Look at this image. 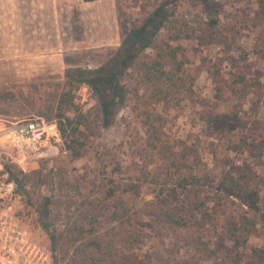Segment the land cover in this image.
Instances as JSON below:
<instances>
[{"label": "rangeland", "instance_id": "rangeland-1", "mask_svg": "<svg viewBox=\"0 0 264 264\" xmlns=\"http://www.w3.org/2000/svg\"><path fill=\"white\" fill-rule=\"evenodd\" d=\"M22 1L26 6L27 0H0V125L41 115L56 119L59 126L55 108L66 89L65 70L104 64L124 36L163 0H68L70 8L66 0H57L54 9L60 19L54 22L48 19L49 0H39L37 14L46 20L36 23L38 31L29 30L26 24L28 13L35 9L23 7ZM257 1L184 0L168 7L169 17L185 22L188 29L189 37L173 44L179 47L185 69L194 76V94L190 101L176 104L165 99L156 106L152 118L159 142L147 136L142 123V100L148 86L143 65L157 59L155 48H145L128 58L129 66L112 83L114 93L108 90L110 85L98 93L85 85L74 90L73 99L88 119L80 128L85 142L81 157H72L62 139L52 142L46 156L25 164L37 161L33 170L25 172L40 171L44 181L39 188L26 183V190L21 191L24 202H13L17 217L37 241L51 244L46 229L56 237L69 233L80 236L78 231L92 228L87 220L77 228L71 216L75 210L69 205L77 199L71 206L76 207L88 196L95 210L106 214L104 206L110 200L102 199L101 190L107 177H146L138 197L123 196L132 209L143 208L152 198L151 177L165 178L166 170L173 171V163L185 175L216 177L229 170L246 173L258 186L264 204V151L259 156L258 150L238 148L243 136L255 144L264 132V60L258 53L264 47V27L255 14ZM67 15L69 19H64ZM163 24L152 30L156 41L163 35ZM59 37L61 48L56 49ZM160 62L164 71L169 70L166 58ZM109 80L104 77L102 82L108 85ZM231 109L237 111L244 128L229 122L219 133L206 124L208 110L225 113ZM75 114L66 112L70 117ZM219 195L211 189L201 193L210 199L205 209L213 214V220L181 231L163 226L152 214H135L137 260L149 264H215L223 257L229 264L253 260L252 250L264 246V223H256L249 236L235 231L233 226L240 225L243 207L233 196ZM44 197L51 199L46 214L41 213ZM107 226L104 217L93 224L97 230ZM200 242L213 250V258L201 251Z\"/></svg>", "mask_w": 264, "mask_h": 264}, {"label": "trees", "instance_id": "trees-1", "mask_svg": "<svg viewBox=\"0 0 264 264\" xmlns=\"http://www.w3.org/2000/svg\"><path fill=\"white\" fill-rule=\"evenodd\" d=\"M180 1L184 0H163L143 19L139 26L132 28L124 36L116 53L101 66L95 68H67L65 70L66 89L58 97L55 117L59 121L63 147L72 157L78 158L82 155L85 142L80 136V128L88 123L87 115L82 113L79 105L73 99L74 90L81 85H85L98 93L101 88H107L110 85L108 90L114 93L116 88L112 83L129 66L128 58L136 57L145 48H155L157 52V59H154L149 65H143V70L146 71L144 78L148 86L142 100L145 108V111H142V123L146 126L147 136L159 142L158 128L152 118L157 105L162 104L165 99L180 104L193 98L194 76L185 69L184 61L179 57V47L173 44L188 38V29L185 22L168 15V7ZM255 14L258 20L263 22L264 27V0L257 1ZM162 24L164 25L163 35L156 41L155 33L152 34V30L153 28H159V26L161 28ZM258 53L264 60V47H261ZM163 58L170 62V68L167 71H164L160 62ZM104 77L110 79L108 85H104L106 82H102ZM237 80L235 82H238ZM68 111L75 112V116L66 115ZM204 118L206 124L219 133L224 131L225 124L229 122L244 128L241 117L234 109L225 113L208 110ZM163 146L164 144L161 142L160 147ZM238 148L242 151L247 149L250 151L258 150L257 154L261 156L264 151V132L255 144L249 143L246 140V135L243 136L240 139ZM261 165L264 171V159ZM172 167L173 171L166 170V177L163 179L158 178L156 174L151 177L149 183L154 186L151 190L152 198L139 210L132 209V206L128 205L123 196L138 197L142 187L147 182L144 181L146 177L143 180H135L134 178L119 179L115 176H111L112 178L107 177L105 187L101 190L102 199L105 202L110 200L109 204L104 206L106 214L101 210L96 211L92 201L87 198L88 196L83 198L76 207H71L77 200L74 199L75 201L69 205L70 208L77 211V213L75 211L71 213L73 224L81 229L82 222L87 220L92 228L78 231L77 233L80 236H72L74 233H69L67 236L60 234L56 237L46 229L51 238V244L47 247L51 252L53 263L149 264L137 260L135 252L137 243L135 242H137L136 236L138 234L133 228L135 214L139 212L152 214L163 226L178 231L185 230L193 224L203 225L214 218L213 214L205 209L210 201L209 197H201L202 192L210 189L215 190L222 196H233L243 207L240 225L238 227L233 226L235 231H244L246 236H249L257 225L256 223H264V204L261 203L259 188L253 182L252 176L230 170L222 172L216 177L209 174L199 176L191 172L185 175L181 173V168L176 163H173ZM8 168L11 177L21 191L26 190V183H30L33 188H39L45 179L42 178L40 171H33L29 174L20 168L14 170V165H9ZM50 203V197H46L43 202L42 214L48 212L47 208ZM81 205L82 209H80ZM102 217L106 219L107 228L103 230L93 228V224L99 222ZM115 235L118 236V239ZM245 239L246 237L242 238L241 245H243ZM117 243H120V245L117 246ZM200 244L201 251L203 253L207 252V255L213 258V250L209 249L203 242H200ZM252 255L253 260L248 261L246 264H264V246L255 247L252 250ZM231 256L233 257V255ZM231 259L234 263H237L236 258ZM215 264H229V261L223 257L215 261Z\"/></svg>", "mask_w": 264, "mask_h": 264}, {"label": "built area", "instance_id": "built-area-1", "mask_svg": "<svg viewBox=\"0 0 264 264\" xmlns=\"http://www.w3.org/2000/svg\"><path fill=\"white\" fill-rule=\"evenodd\" d=\"M61 139L56 119L41 115L0 125V264H54L47 245L37 241L16 215L13 202H24L23 194L8 167L25 171L28 161L46 156L52 142Z\"/></svg>", "mask_w": 264, "mask_h": 264}, {"label": "crops", "instance_id": "crops-1", "mask_svg": "<svg viewBox=\"0 0 264 264\" xmlns=\"http://www.w3.org/2000/svg\"><path fill=\"white\" fill-rule=\"evenodd\" d=\"M94 1V0H92ZM18 2V0H17ZM59 2V1H58ZM57 0L56 2L53 1V0H49L48 4H49V7H50V16L48 19H51V22H54L53 19H60L59 15H57V12L56 10L54 9L55 8V5L58 3ZM62 2V1H61ZM66 3H68V6L69 8L71 7V3L70 1L66 0L65 1ZM86 3H89L91 1H85ZM23 7H31V8H34L35 10H32L28 13L27 15V22L26 24H28L29 27V30H32V31H38L40 28H39V24H36V23H43L45 22L46 19H40V16L37 14L38 13V8H40L41 6V3L39 0H27L26 2V6L23 5V1L22 2H19ZM31 13L33 14V16H31ZM23 19V18H22ZM64 19H69V16H65ZM24 22V23H25ZM33 25V26H32ZM37 25V26H36ZM23 29V28H22ZM59 40H57L58 44H57V47H56V44H54V47L56 49H60L61 48V45H60V37L58 38ZM56 42V41H55ZM34 46V44H33Z\"/></svg>", "mask_w": 264, "mask_h": 264}, {"label": "water", "instance_id": "water-1", "mask_svg": "<svg viewBox=\"0 0 264 264\" xmlns=\"http://www.w3.org/2000/svg\"><path fill=\"white\" fill-rule=\"evenodd\" d=\"M37 165H38L37 161H31V162H29V163L26 165L25 170H28V169H31V168H32V170H33V168H34L35 166H37Z\"/></svg>", "mask_w": 264, "mask_h": 264}]
</instances>
